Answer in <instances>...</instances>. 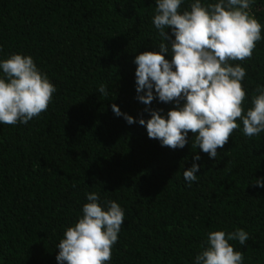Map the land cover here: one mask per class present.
Returning <instances> with one entry per match:
<instances>
[{
	"label": "trees",
	"instance_id": "obj_1",
	"mask_svg": "<svg viewBox=\"0 0 264 264\" xmlns=\"http://www.w3.org/2000/svg\"><path fill=\"white\" fill-rule=\"evenodd\" d=\"M194 2L182 0L181 13ZM155 7L156 0H0V61L31 56L56 87L46 112L0 124V264H58L57 245L91 192L125 212L107 264H194L210 232L238 229L250 237L229 241L242 264H264V187L253 185L264 178V132L247 137L238 120L212 159L191 146V132L184 148L171 149L139 124L151 118L146 108L166 118L175 106L137 99L135 57L161 43ZM251 11L262 39L250 59L232 62L246 69L245 111L264 87V0ZM194 163L201 167L188 186L183 172Z\"/></svg>",
	"mask_w": 264,
	"mask_h": 264
},
{
	"label": "clouds",
	"instance_id": "obj_2",
	"mask_svg": "<svg viewBox=\"0 0 264 264\" xmlns=\"http://www.w3.org/2000/svg\"><path fill=\"white\" fill-rule=\"evenodd\" d=\"M181 3L156 0L153 24L161 38L159 51H144L134 60L137 99L151 105L158 98L175 106L166 118L160 114L162 110L146 108L151 118H141L139 124L146 127L150 139L171 149L184 148L191 132V146L216 159L217 149H222L240 127L238 120L247 137L264 132V87L257 86L252 106L245 111L247 93L242 81L246 69L232 63L251 58L262 39V25L251 11L254 0H218L207 5L195 0L190 10L182 13ZM166 54L171 55L170 61ZM0 69V124H27L48 110L56 87L31 56L13 54L0 61ZM98 92L106 96V86L101 84ZM112 110L128 124L136 122L116 104ZM200 167L194 163L184 170L188 186L197 180ZM253 185L264 187V178L255 179ZM86 197L82 217L67 227L57 245L58 264H107L112 259L124 209L115 201L102 205L97 192L86 193ZM249 239L244 229L227 234L210 232L207 247L195 256L194 264H242L243 253L229 241L244 245Z\"/></svg>",
	"mask_w": 264,
	"mask_h": 264
}]
</instances>
